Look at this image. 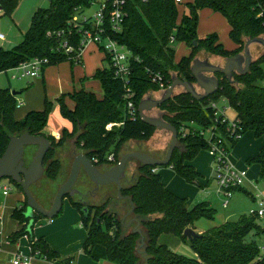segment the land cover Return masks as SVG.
I'll return each mask as SVG.
<instances>
[{
    "label": "trees",
    "instance_id": "1",
    "mask_svg": "<svg viewBox=\"0 0 264 264\" xmlns=\"http://www.w3.org/2000/svg\"><path fill=\"white\" fill-rule=\"evenodd\" d=\"M50 9L35 12L30 30L24 40L11 50L0 47V73L18 67L21 63L34 58L47 59L50 65L68 61L57 52L60 39L49 37L48 33L68 31L75 12L82 7H89L91 0H50ZM17 0H0L3 11H11ZM180 6H186L182 21ZM210 9L222 14L228 21L231 39L238 45L234 51L227 50L218 39L211 35L200 39L197 35L199 13ZM127 18L123 33L115 38L133 53L131 60L132 75L129 87L132 100L139 106L142 99L160 91L158 83L153 82V74H162L167 86L171 85L173 75L183 81L195 82L191 74L194 54L204 49L210 55L229 58L243 52L248 39L264 37V0H186L177 5L175 0H131L127 6ZM175 36L177 43L191 47V54L175 63L174 47L169 46L170 37ZM197 41L195 47L193 43ZM104 89V98L99 100L93 93L85 91L71 95L75 108L70 110L63 97L59 99L62 116L73 125V131L65 129L61 141L47 135L46 128L52 112V103L46 102L42 112H30L22 121L14 117L18 107L15 90H0V158L4 155L10 138L22 134L46 136L53 144L45 160L47 171L45 179L56 182L61 172V162L55 151L63 147L68 139H75L78 149L88 154L97 167L116 165L122 155L120 152L129 141H149L155 132L138 117L133 120L126 112V90L120 80L114 78L109 68L99 70L95 75ZM220 90L215 95L203 100H195L191 95L180 94L160 106L166 113L165 120L177 130L181 126L194 122L202 128L216 125L213 102L226 99L236 112L243 133L251 131L256 138L264 135V54L260 55L245 76L235 75V85L219 75ZM123 127L107 131L110 123H121ZM180 148L173 155L171 168L188 183H197L201 174L192 166V162L201 150L208 149L205 139L199 136H179ZM237 144V143H236ZM235 145V144H234ZM114 155L115 162L108 158ZM250 163L261 166V180L264 181V147ZM160 167L143 166L139 170L137 181L124 188L122 196L132 198L134 216L146 219L143 228L147 241L143 252L137 251L140 237L126 229L117 215L106 212L108 204L99 207L85 206L76 199H71L73 206L82 214V223L87 231L84 252L95 262L111 264H264V255L258 243L263 235L261 226L255 217H242L237 223H226L205 234L189 239L196 252L195 259H188L172 252L160 243L163 236H174L187 240L184 232L193 228L201 220H214L215 210L207 202L188 209L186 201L169 191L163 184L162 176L153 170ZM12 182V181H11ZM13 183V182H12ZM13 185L20 189L15 183ZM242 188L234 189V192ZM23 193V192H22ZM247 193V192H245ZM27 202L23 209L14 212V218L22 228L10 237L12 243L20 238L29 239L33 255L50 262H59L58 253L51 250L44 238L36 239L29 229L30 218L26 215ZM62 212V211H61ZM61 214V213H60ZM43 217L36 215L35 220ZM36 224V222H35ZM62 264H72L65 261Z\"/></svg>",
    "mask_w": 264,
    "mask_h": 264
},
{
    "label": "crops",
    "instance_id": "2",
    "mask_svg": "<svg viewBox=\"0 0 264 264\" xmlns=\"http://www.w3.org/2000/svg\"><path fill=\"white\" fill-rule=\"evenodd\" d=\"M221 44L224 46L223 43ZM94 46L96 47V45L88 46L87 50L89 47L91 49H95ZM237 48L238 45L236 44L233 45L231 48H226V49L229 51H234ZM83 57L84 56L82 55L81 63L65 61L57 65H50V66L48 65L47 67H45L43 69V73L40 78H37L32 82H29L26 85V87L21 90L20 93L24 94V98L21 100L17 99L18 101H20L21 104L17 107L15 111L14 114L15 119L17 121H22L26 118V116L30 112L44 111L46 109V102L49 101L52 103V112L50 114L48 125L46 128L47 135L52 136L53 138H55L56 142H59L63 138L65 129L69 130L70 132L73 131L72 123L69 120L65 119L61 114V106L59 103V99L63 97L66 106L70 110L71 109L73 110L75 108V102L72 100L71 95H73L76 92L85 91L87 93H93L97 96L99 100H102L105 95L103 87H102L103 90L101 91L95 90L93 89L92 83L88 81V80H95V75L97 74V72L99 70L103 71L104 69L102 70V68H99L98 66H93L91 64L92 58L90 57V55L86 56L85 59ZM153 95L155 96V94ZM155 98H157V96H155ZM170 140L171 139L168 136L166 138L157 141H153V140L129 141V143H127V145L125 144L124 147L122 148L120 155L123 156L131 152H143L153 156L154 158L163 159L168 149ZM159 142L160 144L157 145ZM261 147L257 146L255 148L254 154H250L249 156H247V159L244 158L243 156L241 159L242 160L245 159V161H241L240 159L239 162H240V167L243 166L242 169L235 166L234 164L233 165L239 170L247 171V168H245L244 164L246 163V161H249V159H253L257 155H259ZM31 149H33L36 152L35 148H31ZM75 152H84V151L76 147L75 139L66 140L63 147L58 148L55 151L56 154L55 156L59 161H61V165H62L58 180L56 182L49 181L51 184L48 186V188L44 187L46 184L45 182L48 181V180L43 181L44 179H42L38 184L33 186L32 188L33 194L38 200V202L44 208L50 209L52 207L54 198L59 188L67 181L74 162ZM192 166H193V162H192ZM131 167L132 169L128 175V178L129 179H131L132 177L138 178L139 165L132 164ZM102 168H104V166ZM254 168L256 172V176H255L256 178L259 174H261V166L260 165L258 167L254 166ZM165 169L168 168L157 169V173H159L162 176V179L164 175L169 177V173L165 171ZM247 175L248 177H250L248 171H247ZM259 177L261 176L259 175ZM83 180L85 187L83 192L86 193L85 195H88V198H90L93 194L92 192L94 191L95 186L92 183H88L90 181L86 180L85 175ZM127 186L128 183H125L124 187L126 188ZM166 188L169 191H171L173 194L178 196L179 193L174 188H172V186ZM242 189L250 194L249 197L255 203H259V201H257L254 197L258 193H260L264 199V184L262 187L260 186V188L255 185V188L252 187L251 191L244 188ZM46 194L47 196L45 197L44 195ZM116 194H117L116 187L109 186L107 188H104L103 191L102 190L100 191L99 195H97L98 199L95 201L99 206H101V204L103 205L109 203L107 210L116 214L119 217V219L122 221L123 217H125L127 213L130 211V209L128 210L127 208L130 205H128L129 203L127 201L116 203L114 200ZM74 199H76V201L81 202V200L77 198ZM25 204H26V198L24 194L21 191H19L16 187L13 188L12 192L7 197L3 196L2 193H0V264H14V261L18 257H20L22 260L31 258L34 264L36 263V260L38 261L39 259H42L41 257L32 254L30 243L28 242L29 240L27 237H24L23 239L20 238L16 243H12L10 241V237L22 228L20 223L14 218V212L17 209H23ZM129 220L130 218L126 220L127 224L129 223ZM203 220H207V219H201L197 221L194 224L193 228H191L197 234L206 233L214 228H217L216 226L215 227L210 225L207 226L209 223L207 224L205 222H202ZM259 224H261V222H259ZM134 226H132V228ZM197 226L200 227L199 232L196 231ZM34 227L35 228L33 230V233L35 238L36 239L44 238L48 242L51 250L58 253L59 262L57 263L59 264H62V262L65 261H72V264H111L105 261L97 263L93 261L84 252L83 246L87 239V231L82 223V214L73 206V203L70 198L69 200L68 199L64 200V206L61 214H59L56 218L52 220L50 219L45 220L41 218L36 221ZM25 242L26 244H28L27 249L29 247L28 250L29 253H25V252L23 253ZM39 261L37 264H54L48 260L45 262H43V260L42 262Z\"/></svg>",
    "mask_w": 264,
    "mask_h": 264
},
{
    "label": "water",
    "instance_id": "3",
    "mask_svg": "<svg viewBox=\"0 0 264 264\" xmlns=\"http://www.w3.org/2000/svg\"><path fill=\"white\" fill-rule=\"evenodd\" d=\"M0 11H2L1 6ZM193 45L196 47L198 45L197 41ZM254 46H259L264 50V37L246 40L243 52L226 58L224 65L213 64L208 58L201 59L196 57L192 61L190 69L195 82L183 81L174 74L171 85L165 91L160 92L157 98H151L148 95L142 99L138 107L141 121L170 135L171 140L163 159L154 158L143 152H131L123 155L116 165L103 170L102 167L94 165L86 152H75L70 175L67 181L59 188L50 209L44 208L38 202L32 188L45 177L47 171L45 160L48 153L54 149L53 144L46 136H32L25 133L11 137L4 155L0 158V181L10 180L22 189L27 202L26 215L30 218L29 229L34 227L36 215L50 220L56 218L61 213L64 200L67 197L72 199L75 196L88 198V195H85L86 193L76 188L81 176L85 175L90 183L95 186L92 192L93 195L102 187H116L121 200L127 201L130 205V211L123 217L121 223L128 229L135 225L132 228V233L138 234L140 237V246L137 251L145 247L147 233L143 228V223L146 219L134 216V202L132 198L122 196V191L125 188L124 181L128 178L132 164H138V169L141 166L167 167L171 163L175 151L180 148L178 130L165 120L166 113L160 111V106L180 94L191 95L198 101H203L215 95L220 90L221 80L219 75L224 76L232 85H235L234 76L247 75L256 61ZM12 94L13 96H18L21 93L13 91ZM31 148H35L36 152L30 163L26 164L25 157ZM82 204L87 205V203ZM89 206L99 207V205ZM106 212L110 211L106 210ZM128 218H130L129 223L125 224ZM184 236L191 240L199 237L200 234H197L193 229H187L184 232Z\"/></svg>",
    "mask_w": 264,
    "mask_h": 264
},
{
    "label": "rangeland",
    "instance_id": "4",
    "mask_svg": "<svg viewBox=\"0 0 264 264\" xmlns=\"http://www.w3.org/2000/svg\"><path fill=\"white\" fill-rule=\"evenodd\" d=\"M50 8H51L50 0H17V5L11 11L9 12L3 10L0 11V32L6 36V41L0 42V47L6 50H11L15 46L19 45L24 40V37L27 34V32L30 30L32 18L35 12H37L39 9L46 10ZM97 8L98 6L94 5L89 11L86 12V14H93L97 10ZM179 11H180V17L178 20V24L181 23L184 12H187V7L180 6ZM230 31H231V27L227 19L222 14L217 13L210 9H205L200 11L199 24L197 29V35L200 39H207L211 35H217L219 41L223 43L226 48H231L233 45H236V43L231 39ZM89 48L88 50L86 49L85 53L83 54L84 56L83 58L85 59L86 56L90 55V57L92 58L91 64L93 66H98L99 68H102V70L108 68L109 64L106 54L103 51H101L97 46L96 47L94 46L95 49H91V48L89 49ZM174 48L176 50L175 63L177 64L183 58L188 57L192 52L191 47L184 43H176L174 45ZM253 49L256 59L260 55L264 54V50H262L259 46H254ZM194 57H199L201 59H206L205 57L207 58L209 57L208 59H210L211 63L213 64L216 65L225 64V59L216 58L210 55L204 49H200L199 51H196ZM14 74L15 72L13 71H8L7 73H0V90L11 89L12 91L16 90L17 92H21V90L25 88L29 82L33 81L32 79L29 80L13 79ZM88 81L92 83L93 89L100 91L103 90L99 80L95 79ZM261 85L264 87V81H262ZM160 92L163 91L160 90L156 92L155 96L160 95ZM16 97L18 100H21L24 98V94H20ZM219 105L220 108H224V107L228 108L227 116L230 120L236 118V112L231 107L228 101L225 102L221 100ZM160 111L162 110L160 109ZM162 112L165 113L164 111ZM168 136L170 135L167 132L156 129L150 140L157 141L166 138ZM237 144L233 145V147L230 148L229 160L235 166L242 169L243 166L240 167V162H239L240 159L243 156L244 158L247 159V156H249L250 154H254L255 148L257 146L258 147L262 146L261 147L262 150L264 147V135L260 138H256L253 132L248 131L244 134L243 140L241 142H238ZM29 152H28V156L29 158H31L32 154L29 155ZM250 160L251 159H249V161H246L244 166L245 168H247L248 174L253 179L247 177L243 181L241 187L249 191L252 190V187L255 188V185L260 188V186L262 187L264 184V181L260 179L261 177H259L260 174L255 178L256 172L254 166L258 167L259 164L250 163ZM241 161H245V159L244 160L241 159ZM216 166L217 165L215 159L209 155L208 151L201 150L193 161V167L197 170V172L201 174V177L199 178V185L197 183L186 182L181 177H179L176 172H174L172 169L169 168L165 169V171L169 173V177L164 175L163 182L165 183L166 187L172 186V188H174L179 193L178 196L182 197L186 201V207L188 209H192L197 204H200L202 202L209 203L210 207L215 210V217L214 220L202 221L207 224L209 223L207 226L210 225L213 227L215 226L218 227L226 223H237L243 216L250 219L249 218L250 210L258 208L259 203L253 202L249 197L250 195L249 193L244 192L243 194V192L241 191L234 192L231 198L225 197L223 193L219 194L218 184L216 181V177H217ZM43 179H44L43 181H47L45 178ZM127 180H128L127 187H129L132 186L137 181V177L131 178L130 180L129 178H127ZM45 183H46L44 186L45 188H48V186L51 184L49 181ZM104 188L107 187H102L95 194L99 195L100 191L101 190L103 191ZM18 190L20 191V189ZM95 194L94 195L92 194L90 198H87L88 202L90 201V203H88L89 205H94V204L97 205V202L95 200L98 199V196H96ZM67 199L69 200L68 197L65 200ZM114 200L116 203L122 202L121 198L118 195V192L115 195ZM225 202H228L227 206L224 205ZM88 204L86 206H89ZM127 208L129 210L130 206ZM43 219L47 220L46 218ZM255 222L259 223L260 221L256 220ZM125 224L127 223L125 222ZM130 230L132 231V228H130ZM196 231L199 232L200 227L197 226ZM32 234L34 233L32 232ZM199 234L202 235L205 233L202 234L199 233ZM160 243L167 245L172 252L180 256H184L188 259L196 258V252L189 238H187V240H184L182 238H177L174 236H163L160 239ZM258 243L261 246V252L264 255L263 237L258 239ZM27 246L28 244H26L25 242L23 253L24 252L29 253L28 251L29 247L27 249ZM143 250L144 247L141 249V251L143 252ZM39 260H38L39 262H42V260L43 262L47 261L46 259L43 258ZM38 261L36 260L35 264H37ZM141 264L144 263L141 262Z\"/></svg>",
    "mask_w": 264,
    "mask_h": 264
},
{
    "label": "built area",
    "instance_id": "5",
    "mask_svg": "<svg viewBox=\"0 0 264 264\" xmlns=\"http://www.w3.org/2000/svg\"><path fill=\"white\" fill-rule=\"evenodd\" d=\"M131 0H91L89 7L79 8L73 15L68 31H59L48 33L49 37L60 39L57 52L64 55L70 62L81 63L84 51L90 45H96L103 51L108 59L109 69L115 79L120 80L126 90L124 97L126 102V112L129 117L136 120L139 115L138 107L132 100L131 88L129 87L130 77L132 75L131 60L133 53L125 45L119 42L115 36L123 33L124 23L127 18V6ZM150 0H142L147 3ZM186 0H175L177 5H181ZM94 5L98 8L93 14H86ZM6 36L0 32V42H5ZM175 36L170 37L169 46L176 44ZM49 65L47 59L34 58L21 63L18 67L9 71L15 72L13 79L35 80L40 78L43 69ZM152 80L158 83L160 90L165 91L167 86L162 74H153ZM227 102L226 99H222ZM18 101V100H17ZM220 101L213 102L211 107L214 110L216 125L202 128L191 122L182 125L178 130L179 136L186 138L188 136H199L206 140L208 144V153L216 161L219 194L231 198L234 189L242 187L243 181L248 177L247 171L239 170L229 160L230 148L240 142L244 133L237 118L230 120L227 116L228 108H220ZM21 103L18 101V106ZM124 123H110L106 126L107 131H113L123 127ZM109 162H115L114 155L108 158ZM93 162L97 163V159ZM157 170H153L156 172ZM6 181V182H5ZM0 181V193L7 197L15 187L10 180ZM255 199L259 201V207L249 212L250 217L257 218L261 224L264 238V199L260 193L256 194ZM225 206L228 202L224 203ZM38 256V254H36ZM59 264L57 262H52ZM14 264H34L31 258L22 260L18 257Z\"/></svg>",
    "mask_w": 264,
    "mask_h": 264
},
{
    "label": "flooded vegetation",
    "instance_id": "6",
    "mask_svg": "<svg viewBox=\"0 0 264 264\" xmlns=\"http://www.w3.org/2000/svg\"><path fill=\"white\" fill-rule=\"evenodd\" d=\"M150 97L151 98H155V96L152 94V95H150ZM170 137V136H169ZM160 144V142L157 144V145H159ZM30 150V149H29ZM29 152V151H28ZM167 152V151H166ZM32 154V155H31ZM33 154H35V151L33 150V149H31L30 150V152H29V155H31L32 157L34 156ZM166 155V154H165ZM32 157L31 158H29V156H28V154H26V157H25V163L26 164H29L30 163V161H31V159H32ZM28 158H29V160H28ZM61 162V161H60ZM45 166H47V164H45ZM141 168H142V166H141ZM141 168H139L138 169V171L141 169ZM103 170H107V169H109L108 167H104V168H102ZM133 178V177H132ZM84 175H82L81 176V178H80V180H79V182H78V185H77V189H80V190H82V191H84ZM86 180L87 181H89L87 178H86ZM130 180V179H129ZM88 183H90V182H88ZM125 183H128V180H126V181H124V184ZM45 197L47 196V194L46 195H44ZM75 198H77V199H79V200H81V202L82 203H90V201L88 202V200H87V198H85V197H82V196H75ZM89 205V204H88ZM102 205V204H101Z\"/></svg>",
    "mask_w": 264,
    "mask_h": 264
}]
</instances>
